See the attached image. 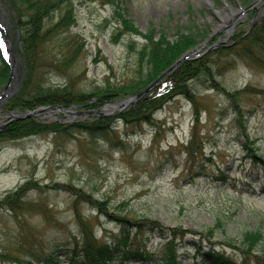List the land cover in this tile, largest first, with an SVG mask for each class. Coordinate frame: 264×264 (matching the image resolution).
<instances>
[{
    "label": "rangeland",
    "instance_id": "1",
    "mask_svg": "<svg viewBox=\"0 0 264 264\" xmlns=\"http://www.w3.org/2000/svg\"><path fill=\"white\" fill-rule=\"evenodd\" d=\"M246 1L73 0L77 22L41 44L40 65L27 91L68 83L75 91L90 92L135 77L138 50L146 39L125 27L121 13L143 32L154 27L156 37L163 30L175 39L177 28L185 26L206 30L209 42L194 54L208 48L203 54L210 56L212 74L190 80L195 101L176 95L155 112L152 122L119 118L123 105L102 107L104 114L98 116L114 118L107 135L69 127L67 132L10 138L4 130L18 119L72 124L90 115L80 113L85 108L74 103L63 106L78 112L16 118L50 104L27 109L12 104L24 87L27 56L14 1L0 0V23L13 52L12 58L4 54L14 65L9 87L4 88L9 78H0V264H46L53 252L60 264H71L67 246L83 231L94 233L100 243L119 239L122 226L111 219L117 214L130 221L148 217L182 226L187 232L178 238L182 264L195 263L199 251L191 240L204 239L212 226L215 236L205 247L212 245L240 264H257L258 254L247 258L237 244L246 230L264 232V166H254L246 153L252 141L264 158V50L212 54L264 17V0ZM63 11L55 10L45 26ZM228 13L232 19H226ZM73 35H79L84 47L77 60L64 65L62 39ZM193 140L196 147L187 149ZM21 189L19 199L7 202ZM163 241L162 236L151 237L143 246L156 257L131 264H161Z\"/></svg>",
    "mask_w": 264,
    "mask_h": 264
},
{
    "label": "trees",
    "instance_id": "2",
    "mask_svg": "<svg viewBox=\"0 0 264 264\" xmlns=\"http://www.w3.org/2000/svg\"><path fill=\"white\" fill-rule=\"evenodd\" d=\"M19 13L20 28L23 31V46L25 50L28 73L24 80L22 91L11 98L12 104L16 107L24 106L34 108L39 104H72L82 105L85 109L101 108L109 102L123 99L141 92L149 83L159 77L186 51L198 45L207 37V31L201 27L195 29L188 26L176 30V38H169L168 34L161 31L156 37L155 28H149L147 32L141 31L131 18L123 16L122 21L127 29L141 34L145 37L146 43L138 50V63L136 76L123 82L118 86H98L90 92H79L74 90V84H66L57 87L39 86L37 90L27 91L28 83L34 77L37 67L40 65L39 50L50 36L64 33L77 22L73 0H13ZM114 1V0H112ZM251 2L247 0L246 3ZM63 9L60 17L45 26L46 20L55 10ZM243 34L240 35V37ZM61 62L64 65L77 60L84 47L83 40L79 35L68 36L62 39ZM264 50V17L256 23L253 30L241 40L227 48L214 51L212 54L221 55L224 51L242 52L245 55H252ZM185 60L173 71L165 75L162 80L153 87L144 97L133 103L129 108L119 112L118 117L127 122L136 124L152 122L155 112L161 109L174 96L184 94L195 101V92L190 80L206 73L211 75L208 66V58ZM215 57V56H214ZM0 65V78L7 80L10 75L11 65L2 58ZM31 80V81H30ZM215 80V79H214ZM114 120L112 116L90 115L84 120L72 124H65L58 120L52 123L37 120L35 117L18 119L11 122L4 130V135L10 138H19L43 132H67L69 127L82 128L93 135H107L109 124ZM111 129V128H110ZM249 137V135H247ZM194 140L187 149L191 150ZM247 157H250L254 166H264V158L260 156L257 149L250 143L246 144ZM194 149V148H193ZM223 174V175H222ZM221 176L227 178L222 172ZM20 189V188H19ZM22 191L15 192L7 197V202L12 198L19 199ZM97 202V201H96ZM109 214V213H108ZM112 220H117L121 226V236L117 241L100 243L94 233L83 231L81 236H75L70 246H67L66 254L71 264H128L135 261H151L155 253L146 249L144 245L151 237H164L163 251L158 258L161 264H182L180 259L179 241L187 234L182 226H166L159 220L143 217L130 221V217L112 215ZM191 231V230H190ZM143 236V237H142ZM215 236L214 226L205 231L204 239H192L191 244L199 251L198 259L194 264H240L231 256L227 255L214 246L205 247V241ZM145 240V242H144ZM231 240L227 242L230 243ZM237 244L247 258L257 253V264H264V232L260 230H246L243 232L241 241ZM232 243V242H231ZM203 260H200V257ZM60 259L51 253L45 258L46 264H60ZM32 263L29 261V264ZM248 264V263H243Z\"/></svg>",
    "mask_w": 264,
    "mask_h": 264
},
{
    "label": "water",
    "instance_id": "3",
    "mask_svg": "<svg viewBox=\"0 0 264 264\" xmlns=\"http://www.w3.org/2000/svg\"><path fill=\"white\" fill-rule=\"evenodd\" d=\"M208 42L209 41L207 40L206 43H203V44L197 46L195 49H192V50L185 52L180 58H178L175 61V63L171 67H169L162 75H160L156 80H154L152 83H150L143 91H141L137 95H133V96H130L126 99H123L120 102V104H118V105L108 104L104 108H113V110H114V109H117L121 104H124V106L126 107V106H129L130 104H132L133 102L137 101L140 97L144 96L153 86H155L162 76H164L165 74H167L171 70L175 69L182 61L195 57V56H193L194 53L198 49H200L201 47L206 45ZM212 47H215V45H213ZM212 47H210V48H212ZM12 76H13V71H12L9 83L11 82ZM38 110H40V111H38ZM38 110H33L32 112L25 114V115L16 116V118L17 117L23 118L26 116H33V115L37 114V112H46V111H49V113H55V112H59V111L78 112L76 109H69V108L63 107L62 105L43 106V107L39 108ZM79 112L80 113H88V114H93V113L104 114L103 112H101V109L86 110V111H79Z\"/></svg>",
    "mask_w": 264,
    "mask_h": 264
},
{
    "label": "flooded vegetation",
    "instance_id": "4",
    "mask_svg": "<svg viewBox=\"0 0 264 264\" xmlns=\"http://www.w3.org/2000/svg\"><path fill=\"white\" fill-rule=\"evenodd\" d=\"M229 18H232L231 13H228L227 16H226V19H229Z\"/></svg>",
    "mask_w": 264,
    "mask_h": 264
},
{
    "label": "bare ground",
    "instance_id": "5",
    "mask_svg": "<svg viewBox=\"0 0 264 264\" xmlns=\"http://www.w3.org/2000/svg\"><path fill=\"white\" fill-rule=\"evenodd\" d=\"M233 44H234V43L227 44L226 47H227V46H230V45H233ZM7 92H8V91H7ZM108 110H113V108H108Z\"/></svg>",
    "mask_w": 264,
    "mask_h": 264
},
{
    "label": "snow or ice",
    "instance_id": "6",
    "mask_svg": "<svg viewBox=\"0 0 264 264\" xmlns=\"http://www.w3.org/2000/svg\"><path fill=\"white\" fill-rule=\"evenodd\" d=\"M0 47H2V45H0Z\"/></svg>",
    "mask_w": 264,
    "mask_h": 264
}]
</instances>
